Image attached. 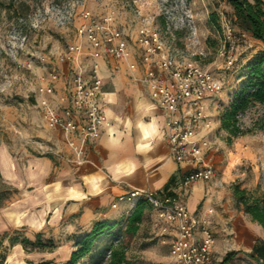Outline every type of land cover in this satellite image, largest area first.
<instances>
[{"label":"rangeland","instance_id":"obj_1","mask_svg":"<svg viewBox=\"0 0 264 264\" xmlns=\"http://www.w3.org/2000/svg\"><path fill=\"white\" fill-rule=\"evenodd\" d=\"M86 11L100 25L124 31L135 60L141 54L136 42L138 27L146 23L161 32L165 44L176 49L180 60H194L220 79L223 88L216 97L223 102L221 110L246 80L247 64L264 55L263 42L249 35L240 37L232 9L225 0H0V146L8 147L20 159L26 155L46 156L58 165L55 151L63 156L71 152L61 146L59 130L49 125L41 99L60 111L59 98L70 93L77 66L82 65L88 72L94 50L86 36L78 32L90 22L83 15ZM226 22L234 30L233 42H226ZM98 35L104 43L103 31ZM230 44L234 64L227 66ZM70 45H78L79 49L69 52ZM114 60L118 59L106 53L98 59L106 63ZM47 86L52 92L45 94L41 88ZM237 118L239 126L250 131L229 137L226 129L216 125L210 154L216 173L205 188L216 190L222 201H228L233 214L254 230L258 243H263L264 228L236 205L233 186L237 184L256 195L264 193V103L250 105ZM12 189L0 180V192L11 193ZM131 210L117 221L120 232L108 233L100 245L123 238L131 264L168 263V241L163 243L160 239L167 236L151 226L152 217L146 212L145 223L134 235L127 237L122 233ZM151 215L155 216L154 211ZM244 234L241 229L237 236L234 230L228 238L215 232L216 264L233 252L226 264L262 263L251 255L252 248L244 249L240 241ZM4 247H0V253ZM69 250V245L60 247L59 263L68 259Z\"/></svg>","mask_w":264,"mask_h":264},{"label":"crops","instance_id":"obj_2","mask_svg":"<svg viewBox=\"0 0 264 264\" xmlns=\"http://www.w3.org/2000/svg\"><path fill=\"white\" fill-rule=\"evenodd\" d=\"M133 60L130 51L127 60L99 61L108 125L95 141L86 145L84 161L77 163L71 150L70 155L58 158V165L46 156L26 155L20 159L8 147L0 146V180L13 187L11 193L3 192L0 199V234L21 229L32 241L36 233H41L53 242L51 248L30 250L20 242L9 245L6 238L3 264H33L44 260L61 264L57 256L61 246L69 245L70 253L75 240L88 232L95 221L119 220L133 208L125 201L112 207L117 196L132 189L163 190L174 175L176 182L171 188L177 193L181 191L177 183L191 167V161L177 163L172 159L164 136L163 112L132 76L142 74L143 66L139 64L134 72L128 70L127 63ZM222 104L219 98L208 102V111L215 116L216 125ZM59 141L69 151L61 134ZM210 180L197 181L189 187L183 195L186 208L194 212L214 207L211 218L215 232L225 237L223 228L229 220L237 236L241 229L246 233L240 241L245 250H251L257 234L233 214L228 201H222L216 190L205 188ZM152 212L146 211L152 217L151 226L155 227ZM145 214L140 226L145 223Z\"/></svg>","mask_w":264,"mask_h":264},{"label":"built area","instance_id":"obj_3","mask_svg":"<svg viewBox=\"0 0 264 264\" xmlns=\"http://www.w3.org/2000/svg\"><path fill=\"white\" fill-rule=\"evenodd\" d=\"M83 15L90 22L82 25L78 32L86 36L94 50L88 72L82 65L77 66L71 79L70 93L59 98L60 111L45 98L41 99L49 125L60 131L64 144L75 155L77 163L84 161L86 145L95 141L108 125L98 59L103 53L120 60L130 57L124 31L100 25L90 18L88 11ZM224 29L226 42H233L234 30L228 22L224 24ZM100 31L104 33V43L99 38ZM238 31L240 37L248 35ZM136 42L141 49L139 60L129 61L127 68L134 72L139 64L143 66L142 74L132 76L143 85L148 97L163 112L164 136L169 153L175 162L190 160L192 165L180 176L177 183V188L181 190L179 193L174 192L173 187L166 191L132 189L117 196L111 206L116 207L119 202L125 201L132 207L139 198L151 204L155 214L154 225L160 235L167 236L160 238L163 243L168 241L169 262L166 264H216L214 245L217 238L211 218L214 207L190 212L183 202V195L192 184L209 181L216 173L208 159V153L214 149L216 127V118L208 111V102L216 101V93L222 90V83L211 70L196 61L184 57L180 60L176 49L165 44L161 32L146 23L138 27ZM78 49V45L68 46L69 52ZM232 49L230 44L226 55L227 66L234 64ZM225 51L224 46L223 53ZM41 91L47 94L52 92V88L47 86ZM231 224L229 220L225 221V237L233 236Z\"/></svg>","mask_w":264,"mask_h":264},{"label":"trees","instance_id":"obj_4","mask_svg":"<svg viewBox=\"0 0 264 264\" xmlns=\"http://www.w3.org/2000/svg\"><path fill=\"white\" fill-rule=\"evenodd\" d=\"M232 9V17L238 30L246 32L253 39L264 43V2L263 0H225ZM248 72L246 80L234 91L229 104L220 111L219 127L226 129L229 137L244 134L249 129H242L238 124L237 115L254 103H264V55L247 64ZM176 175L171 176L169 182L163 188L164 191L174 186ZM233 196L237 206L250 215L252 220L261 224L264 228V193L256 195L240 188L237 184L233 186ZM0 193V199L3 197ZM126 218L122 230L125 236L134 235L140 227L145 212L151 209V204L143 198H139ZM118 220L108 219L95 221L90 230L75 240V248L69 254L68 259L62 264H131L127 257L126 242L120 238L117 241L110 240L100 245L101 240L108 233H112L119 223ZM8 239L9 245L20 242L25 249H45L53 247L49 238H43L41 233L35 234V240L28 239L21 229L0 234V247L4 239ZM7 247L0 253V264H3ZM233 253L223 257L221 264H226ZM257 260L264 264V242L256 241L252 247V254ZM50 260L38 261L33 264H50Z\"/></svg>","mask_w":264,"mask_h":264}]
</instances>
